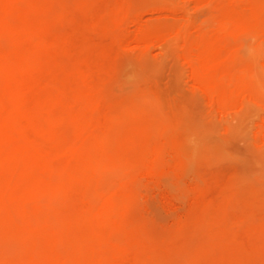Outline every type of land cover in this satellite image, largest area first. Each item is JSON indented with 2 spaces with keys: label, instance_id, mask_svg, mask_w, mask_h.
<instances>
[{
  "label": "rangeland",
  "instance_id": "1",
  "mask_svg": "<svg viewBox=\"0 0 264 264\" xmlns=\"http://www.w3.org/2000/svg\"><path fill=\"white\" fill-rule=\"evenodd\" d=\"M0 264H264V0H0Z\"/></svg>",
  "mask_w": 264,
  "mask_h": 264
}]
</instances>
